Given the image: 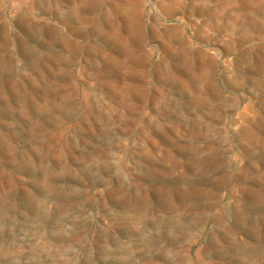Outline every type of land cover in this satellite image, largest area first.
Returning a JSON list of instances; mask_svg holds the SVG:
<instances>
[{
    "label": "rangeland",
    "instance_id": "374dc122",
    "mask_svg": "<svg viewBox=\"0 0 264 264\" xmlns=\"http://www.w3.org/2000/svg\"><path fill=\"white\" fill-rule=\"evenodd\" d=\"M0 264H264V0H0Z\"/></svg>",
    "mask_w": 264,
    "mask_h": 264
}]
</instances>
